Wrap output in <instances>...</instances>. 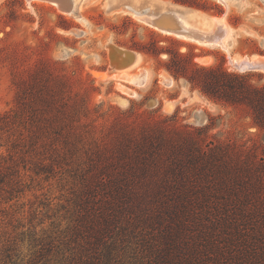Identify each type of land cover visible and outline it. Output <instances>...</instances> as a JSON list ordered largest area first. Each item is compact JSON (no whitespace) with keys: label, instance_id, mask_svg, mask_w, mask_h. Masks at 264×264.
<instances>
[{"label":"trees","instance_id":"16d2710c","mask_svg":"<svg viewBox=\"0 0 264 264\" xmlns=\"http://www.w3.org/2000/svg\"><path fill=\"white\" fill-rule=\"evenodd\" d=\"M249 76L197 69L190 81L247 107L264 129V85ZM20 84L16 106L0 112L4 203L57 178L77 187L76 219L62 237L30 231L26 253L23 238L0 240V264H264V162L253 151L205 149L162 122L115 120L95 139V121L79 123L91 110L66 80L36 72Z\"/></svg>","mask_w":264,"mask_h":264},{"label":"rangeland","instance_id":"374dc122","mask_svg":"<svg viewBox=\"0 0 264 264\" xmlns=\"http://www.w3.org/2000/svg\"><path fill=\"white\" fill-rule=\"evenodd\" d=\"M160 1L174 6L197 29L205 30L211 19L219 18L220 28L228 31L224 48L163 33L109 0H80L74 15L44 1L0 0V112L16 106L20 83L31 75H57L66 80L72 95L86 101L91 113L79 123L94 120L95 139H106L115 120L136 127L162 122L196 138L205 149L234 145L241 158L250 150L256 163H263L264 129L254 125L248 108L213 101L190 77L197 69H214L249 74L250 85H264V71L239 72L233 67L243 58L264 61V0ZM147 8L140 6V11ZM112 47L132 52L137 62L123 69L113 66ZM115 54L112 60L127 61ZM143 71L149 77L139 84L133 79ZM4 155L0 147V157ZM22 190L6 204L9 195L0 191V240L23 238L26 253L30 231L36 237L41 229L50 233L47 236L64 235L76 219L72 191L76 195L77 187L56 178ZM47 198L52 201L48 206Z\"/></svg>","mask_w":264,"mask_h":264},{"label":"water","instance_id":"95a60500","mask_svg":"<svg viewBox=\"0 0 264 264\" xmlns=\"http://www.w3.org/2000/svg\"><path fill=\"white\" fill-rule=\"evenodd\" d=\"M32 1V0H31ZM39 1H44L51 3L57 7L59 11L62 13H70L72 10V1L71 0H39ZM145 9L140 11V15H144V18L148 20V23H150L152 26L156 27H166L169 29L172 33H175L176 35L180 36H185L189 39H196L201 42H207V43H217L221 40V36L223 34V31H221L218 28V20L219 18H213L211 19L212 23V29L211 31H208L206 33L199 32L198 30H191V29H186L182 27V25L177 22L170 12H166L165 14L159 16L158 13L151 9ZM218 32V33H217ZM125 50H121L118 48H110V61L111 64L115 67H118L120 69H123L125 67H128L129 65H132L134 63V59L130 57L128 61H123V62H117L116 60H112V58L115 56V52H121ZM128 54H132V52L125 51ZM247 67L245 66L244 68H240L237 65L234 66V69H236L239 72H263L264 71V61L261 62L259 65H255L252 63L246 64ZM121 79V78H120Z\"/></svg>","mask_w":264,"mask_h":264},{"label":"bare ground","instance_id":"6f19581e","mask_svg":"<svg viewBox=\"0 0 264 264\" xmlns=\"http://www.w3.org/2000/svg\"><path fill=\"white\" fill-rule=\"evenodd\" d=\"M27 1L29 2L31 0H27ZM35 1H37V0H35ZM71 1H72V10L68 14L69 15H74L76 13L77 4L79 3L80 0H71ZM219 1H222V0H219ZM109 3H111V6H113V7L124 6V8L127 9L128 11H130L131 14H133L135 17L141 19L142 21H145V23H147V24H150V23H148V20L146 19V17L145 18H142L141 16H144V15H140V6H143V5H146V4L148 5V8L149 9H151V10L155 11L156 13H158L159 16L165 14L167 11L170 12V13H172V15L174 16L175 20L177 22H179L182 25V27H184L186 29H191V30L194 29V30H198L199 32H202V33H206L208 31H211V29H212V23L211 22H210L211 25L208 28H206L205 30L204 29H197V27L194 28L187 21V18H186L187 16H184V15L176 12L175 10H177V9L174 6L169 5V4H167L165 2H162L160 0H138L137 2H132V0H109ZM162 9H165V10H162ZM220 22H221V20L219 19L218 20V23H217L218 24V28L221 31H223L222 28H220L221 27ZM153 27L156 28V29H158L159 31H161L163 33L168 34V35H173V36L180 37V38H183V39H186V40L194 41V42H196V43H198L200 45L217 44V45H219V46H221V47L224 48V42L223 41L228 38V31H227V29H226V31H223V34L221 36V40L219 42H217V43H207V42L198 41L196 39H189V38H187L185 36L176 35L175 33H172L166 27H156V26H153ZM122 52L121 53L120 52H117V54L119 53L118 55L120 57V60L122 58H125L128 61L130 59V57H132L134 59V63H135V60L136 61L138 60L137 58H135V56H136L135 54L133 55V54H128L127 52H123V53ZM114 55H116V54H114ZM122 55L124 57H122ZM116 57H117V55H116ZM249 60L243 58V59H240V60H235L234 62H235V65H237L241 69L244 68L245 66L247 67L246 64H248V63H252V64H255V65H259V64H261V62H263V60L261 58H259V57H253L251 59V61H249ZM121 62H122V60H121ZM130 67H131V65H130ZM123 74H124V72H123ZM124 75H126V73ZM128 78L129 77H126L127 80H128ZM143 79H144V75H139V76H135V78L133 80L137 81V83H139V84H143Z\"/></svg>","mask_w":264,"mask_h":264},{"label":"crops","instance_id":"0c3cea01","mask_svg":"<svg viewBox=\"0 0 264 264\" xmlns=\"http://www.w3.org/2000/svg\"><path fill=\"white\" fill-rule=\"evenodd\" d=\"M135 62H137L136 60H135ZM143 73V74H142ZM142 73H140V74H137L138 76L139 75H144V79H143V83L145 84L146 82H147V80H148V73L147 72H145V71H143ZM147 74V75H146ZM146 76V77H145Z\"/></svg>","mask_w":264,"mask_h":264}]
</instances>
